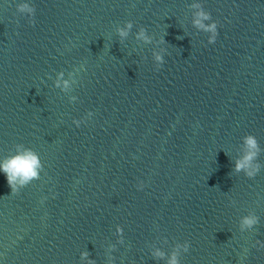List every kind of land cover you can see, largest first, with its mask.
<instances>
[{
    "label": "water",
    "instance_id": "95a60500",
    "mask_svg": "<svg viewBox=\"0 0 264 264\" xmlns=\"http://www.w3.org/2000/svg\"><path fill=\"white\" fill-rule=\"evenodd\" d=\"M23 149L2 264H264V0H0V159Z\"/></svg>",
    "mask_w": 264,
    "mask_h": 264
},
{
    "label": "clouds",
    "instance_id": "9594fccd",
    "mask_svg": "<svg viewBox=\"0 0 264 264\" xmlns=\"http://www.w3.org/2000/svg\"><path fill=\"white\" fill-rule=\"evenodd\" d=\"M16 9L19 12H28L30 16L34 15L35 9L31 6H29L27 3H19L16 5ZM200 19H210V17L206 13H199ZM200 19L196 21L197 27L203 28L205 31H209L212 33V35L209 37V43H214L217 37L216 23H212L209 26H205L200 23ZM29 23H33L32 20L29 21ZM131 25H126L124 29H118V33L121 37L126 35L127 29L130 28ZM141 36H143V32L140 33ZM156 61L158 62L157 67L159 65L163 64L162 58L157 55L155 57ZM60 77H57L56 85H60ZM77 123L78 126V122ZM245 145L247 146V151L245 154L235 161L234 163V170L235 171H241L244 170L245 174L249 177H252L258 170L259 165L253 164L252 161L257 155V152L259 151L258 146L255 142V139L251 136L245 137L244 140ZM42 168V165L40 163L38 155L33 152L31 149H23L18 150L16 153L12 155L5 156L4 158L0 159V174H3L5 177V180L8 184V186L11 189V193L15 194L17 193L19 188L24 187L27 183H29L33 179L39 178V171ZM256 223V219L254 217L248 218L245 217L242 219V225L250 227ZM117 233H120L122 229L117 227L116 229ZM257 245L264 247V243H261L260 241L256 242ZM180 245H177V248H180ZM183 250H188V245H183ZM86 255V254H82ZM156 256H163L164 254L162 252L157 251L155 253ZM178 252L176 249L173 250L168 264H178L177 260ZM2 264V262H0ZM91 264V262H89Z\"/></svg>",
    "mask_w": 264,
    "mask_h": 264
}]
</instances>
